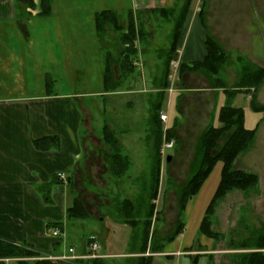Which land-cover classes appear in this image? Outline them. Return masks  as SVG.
<instances>
[{
    "label": "crops",
    "instance_id": "obj_1",
    "mask_svg": "<svg viewBox=\"0 0 264 264\" xmlns=\"http://www.w3.org/2000/svg\"><path fill=\"white\" fill-rule=\"evenodd\" d=\"M178 1L181 0H50L49 14L41 16L40 0H0V91L15 90L14 84L12 88L7 83L16 82L12 77L15 78L18 67L27 73L26 69L32 70L35 64L29 27L33 19L40 22L42 34L54 42L50 48L43 49L46 60L42 62V69L56 82L49 92L32 94L29 85L32 74L28 73L20 94L0 93V241L33 249L45 259L66 252L69 247L85 256L93 240L100 244L99 253L103 257L99 259L105 264L147 257H151V264H211L209 255L214 252L215 241L200 234L199 228L220 180L223 166L220 161L214 164L198 192L186 202L181 212V232L169 243L164 241L169 234L161 236L157 232L155 241L162 250L150 251L151 234L165 208L164 194L178 195L187 179L197 171L199 138L210 126L221 127L218 114L226 103L225 92L212 86L209 76L181 71L180 66L204 60L209 35L225 53L226 64L234 60L231 66L235 77L231 84L219 74L224 86L232 87L238 81L243 63L257 66L250 61V56H264L262 41L254 52L244 45V41L254 43L260 39V35L249 37L253 19L264 17V0H230L229 3L228 0H191L172 58L177 87L171 88V75L164 79L162 75L148 73L145 63L140 70L137 61L141 56L136 52L130 57L133 68L117 70L115 67V86L106 89L103 68L107 53L102 54L99 48L98 55L92 56L97 61L92 65L96 69L91 70V74L97 72L96 89L82 93L65 90L68 62L64 51L80 49L75 42L83 41L82 37L69 39L65 34L85 33L95 44L96 13L113 11L120 17L137 18L160 13L163 17V11H169ZM75 17L86 19L81 25L83 28L65 20ZM118 49L114 51L115 59L119 57ZM246 49L253 54L248 56ZM71 64L75 65L76 61ZM226 64L221 71L225 72ZM75 67L80 70V62L72 69ZM263 84L264 80L255 92V102L259 105H264L259 102ZM94 98L99 106H92L90 100L82 101ZM230 103L242 110L237 105L249 103L251 112L262 115L254 126L257 134L264 112L253 110L251 93L239 92ZM161 113L166 114V122L160 121ZM243 113L246 128L244 110ZM106 129L118 142L121 160L117 164L111 162L116 152L104 140ZM159 131L163 139L174 141L173 147L167 149L176 147L173 154H166L167 150L164 157L156 154ZM240 156L234 160V168H238ZM158 158L157 196L151 200ZM58 173L64 174V180L58 178ZM44 189L47 202L42 196ZM74 200L82 204L85 218H68L67 210ZM151 205L154 210L150 234L146 251L142 252L144 241L142 234L138 238L139 228L145 227ZM53 231L58 235L53 236ZM2 261L14 264L16 259Z\"/></svg>",
    "mask_w": 264,
    "mask_h": 264
},
{
    "label": "rangeland",
    "instance_id": "obj_2",
    "mask_svg": "<svg viewBox=\"0 0 264 264\" xmlns=\"http://www.w3.org/2000/svg\"><path fill=\"white\" fill-rule=\"evenodd\" d=\"M187 0H181L178 1V3H175L172 9L169 11L165 10L163 11L165 16L159 15L157 16H145V17H133V16H118V22L119 25L122 27H125L128 23L130 17H132L134 28H135V34L136 37L133 40L132 45L136 49V52L141 56L140 61H137V67L140 70L144 69V63L148 68V73H151L153 75H156V77H162L164 79H167L168 75H171L172 78L169 79L170 84H172V87L178 86L179 82L177 81V71L173 59L170 58L169 48L171 45V38H172V31L175 25V22L177 19L182 15V11L185 9ZM231 2L228 0V3ZM191 5V0H190ZM69 22V24H73L76 26H79L80 28H83V23L86 22V19L82 17H75L70 19H65ZM94 21V19H93ZM254 23L250 29V37L252 36H259L260 39H255L254 43L253 41H244L245 47L253 48L251 49L253 52L254 50H258L261 46L260 41L263 42L264 45V17L262 18H254ZM43 25H54V24H48L45 23ZM82 25V26H81ZM30 29H32V39L34 43V54H35V64L32 66V70L26 69L27 73L18 67L15 73V78L12 77V79H15L16 82L14 83L12 80V83H7L8 85L14 84L15 90L11 89L10 91H6L4 88L1 89V94H20V91L22 90V85H24V78L29 77L28 73L32 74V81L29 83L32 89V94L51 90L54 89L56 82L52 81V86L47 81L48 79L53 80L52 75L50 73H45L42 69V62L46 60V52L43 51V49L49 46L51 47V43L53 42L52 38L49 36H44L42 34V27L40 25V22H37L35 19H33L32 23L30 24ZM46 28V26H43ZM106 25L105 31L101 33H96V43L91 40L89 41V36L85 33H77V34H65L64 37H67L69 39H72L73 37H82L83 41L82 43L80 41L75 42L80 49L77 50H66L65 52V62L67 61V65L71 64L72 62L76 61L75 65H81L80 70H76L78 67H75V69H72L75 65L67 66L68 69H66L65 77L67 79L66 88L67 92H84L89 91L93 88L96 89L95 85V73L94 76L91 74V70H95L96 68L92 65H96L93 61V57L95 55H98L96 52L97 49L101 48V53L105 54V52L111 53L112 57H116L114 52L117 48H120V31L116 30L114 31L112 27ZM82 30V29H81ZM84 30V29H83ZM51 36V35H50ZM71 43V41H69ZM54 43V42H53ZM52 43V44H53ZM243 44V42H242ZM241 44V49L243 48ZM236 45V44H235ZM234 48H237L236 46ZM247 50V49H246ZM249 50V49H248ZM246 51V54L249 56L252 52ZM51 51V50H50ZM49 51V52H50ZM250 52V53H248ZM264 53V49H262V52ZM141 54L145 55L143 57ZM158 54V55H157ZM245 54V53H242ZM245 54V55H246ZM253 54V53H252ZM259 54V53H258ZM159 57V61H157ZM250 61H253L254 64L260 67H264V56L261 57L259 55L258 58L251 57ZM234 60L231 59L229 64H226V61L224 62L225 66V72L221 71L220 77H222L225 81L228 80L229 84L233 82V79L235 77L233 72V67L231 64ZM58 68H61L58 67ZM72 69V70H71ZM82 69V70H81ZM56 70V67L54 68V71ZM139 70V71H140ZM79 71V72H78ZM115 71V70H114ZM68 73V74H67ZM226 73V74H225ZM115 75V73H114ZM12 76V75H11ZM140 76V74H139ZM40 78L43 80L40 81ZM92 79V80H91ZM69 80V81H68ZM89 80L90 82H87ZM64 83V84H65ZM69 85V86H68ZM12 88L13 85L11 86ZM262 93V98H261ZM90 100V104L92 106H99L97 105V99H85L82 100L83 102H87ZM239 100V98H238ZM244 100L243 98L240 99ZM262 102H261V101ZM259 102L264 103V84L262 85L260 91H259ZM245 104V102H244ZM237 105L243 108L245 112V126L248 129H253L255 124L258 122V120L261 118V114H255L251 112L249 108V103L247 106L245 105ZM107 114V113H106ZM96 113L92 114V117H95ZM108 115V114H107ZM171 115V114H170ZM99 118H102L101 116H97ZM105 117V114H104ZM264 117V114H263ZM167 139L161 140V144L166 141ZM248 150V151H247ZM245 154L240 156L238 163V168L233 169L238 171H249L250 173H253L257 175L258 178V185L256 187V190L251 191L249 194H245L239 190H233L228 192L222 200L216 202L214 207L212 208V215L210 216L211 224L210 228L211 230L216 233L217 239L209 238L215 241L213 246V253L210 256V263L211 264H232V260L234 256L238 253L243 252H251L254 251L252 249H240V245L244 244L247 240H252L256 238L257 233L261 232L263 230L264 225V118L262 119L257 134L255 136V141L253 144L247 149ZM176 151V147L171 150H167L166 154H173ZM237 156V157H238ZM220 181V180H219ZM181 183L182 181H178L177 183ZM169 189V188H168ZM169 191V190H168ZM167 193V194H166ZM164 194V203L165 208L163 211V214L161 213L159 218L157 219V223L155 226V235H157V232L161 234V236L165 234H170L174 231L178 221L181 218V212L179 210L178 205V198L179 194H173L166 192ZM90 197V195H89ZM162 199L159 201V209L162 208ZM210 203V202H209ZM186 205V204H185ZM184 205V207H185ZM209 204L207 205V207ZM206 207V209H207ZM145 212L144 210H139V212ZM206 211V210H205ZM166 220L165 223H163V220ZM202 222V221H201ZM145 227L139 228V235L138 238L141 237L140 234H142V241L145 240ZM150 234V233H149ZM138 245V244H137ZM135 245V246H137ZM144 245V242H142V246ZM198 249V247H196ZM136 249V248H135ZM138 249V248H137ZM136 249V250H137ZM225 251V252H224ZM211 253V252H210ZM118 264H137L139 263L138 259L135 258H129L125 262L122 260H116Z\"/></svg>",
    "mask_w": 264,
    "mask_h": 264
},
{
    "label": "trees",
    "instance_id": "obj_3",
    "mask_svg": "<svg viewBox=\"0 0 264 264\" xmlns=\"http://www.w3.org/2000/svg\"><path fill=\"white\" fill-rule=\"evenodd\" d=\"M31 6H33L31 4ZM190 6V0H187L185 9L182 11V15L175 22L171 45L169 48L170 58L175 57L177 51L178 42L180 39L181 28L184 22L185 15ZM40 15H48L50 9V0H40ZM163 11V10H162ZM118 16L113 11H102L94 15V26L96 33L104 32L106 25L112 27L114 31L119 30L120 48L118 49V58L112 57L111 53L107 52L105 65L103 68V85L106 89H112L115 86L114 68L129 67L133 68L131 56L136 53L134 46L132 45L134 38L136 37L134 23L132 17H130L125 27L119 25ZM109 27V28H110ZM206 55L202 62H196L190 66H180L181 71L200 72L212 79V86L220 87L223 89L226 95V103L220 108L218 114V121L221 124L220 128H214L210 126L200 136L198 141V161L197 171L192 177L187 179L182 190L179 193L178 205L180 212L183 211L186 202L195 195L200 186L212 170L214 164L220 161L222 171L220 175V181L216 188V191L206 209L205 215L200 224L199 233L206 237L217 239L216 233L211 228L212 208L216 202L222 200L225 195L233 190H239L246 195L251 191L256 190L258 185L257 175L233 169L234 160L237 156L245 152L255 141L256 128L248 130L244 127V113L241 108H235L231 106L230 101L239 92L251 93L252 96V108L255 112H264V105H259L255 102V92L261 86L264 80V68L251 65L250 63H243L241 72L238 77V81L230 88L224 86V82L220 79L219 74L223 69L224 62L226 61V55L222 51L221 47L216 41H214L209 35L206 36ZM118 67V68H117ZM214 77V79H213ZM52 86L51 79H48ZM215 88V87H213ZM49 92V90H48ZM169 137V136H168ZM104 140L111 145L112 149L116 152L112 156V163L117 164L119 162V147L118 142L114 136L106 129L104 130ZM161 132L156 140V154L159 156V150L161 146ZM159 158L156 160L153 177V193L150 196L151 200L156 199L158 181H159ZM43 192V191H42ZM44 202H47V192L42 193ZM154 206H150V213L145 221V235L144 245L142 252L146 251L147 237L150 233L151 219L153 215ZM68 218H85L86 212L80 202L73 201L72 206L67 210ZM183 228L182 222L179 220L174 231L171 232L164 241L166 243L171 242L181 232ZM155 230L151 234L152 242L150 244L151 253L160 252L162 246L158 247V243L155 241ZM240 249H252L254 251L244 253H237L232 264H264V225L263 230L257 233L256 238L247 240L244 244L240 245ZM4 258L16 259L14 264H105L103 260L99 258L76 260L73 262H61L51 261L41 257L33 249L27 247H20L0 241V264L3 263ZM137 264H151V257L138 259ZM192 263H195V259H192Z\"/></svg>",
    "mask_w": 264,
    "mask_h": 264
},
{
    "label": "built area",
    "instance_id": "obj_4",
    "mask_svg": "<svg viewBox=\"0 0 264 264\" xmlns=\"http://www.w3.org/2000/svg\"><path fill=\"white\" fill-rule=\"evenodd\" d=\"M171 88H172V84H170ZM159 119L161 122H166L167 120V116L166 114H159ZM174 145V141L173 140H170V141H166L162 144L160 150H159V153L161 156H165V151L167 149H170L172 148ZM58 178L60 180H64V174L63 173H58ZM53 236H57L58 235V232L57 231H53L52 233ZM88 248H89V253L87 255H78L74 248L72 247H69L67 249L66 252H62V254L60 255H54V256H51V257H48L47 259L48 260H51V261H61V262H73V261H76V260H80V259H94V258H100V257H103L99 252H100V244L97 242V241H91L88 245Z\"/></svg>",
    "mask_w": 264,
    "mask_h": 264
},
{
    "label": "water",
    "instance_id": "obj_5",
    "mask_svg": "<svg viewBox=\"0 0 264 264\" xmlns=\"http://www.w3.org/2000/svg\"><path fill=\"white\" fill-rule=\"evenodd\" d=\"M167 160H169V158H167Z\"/></svg>",
    "mask_w": 264,
    "mask_h": 264
}]
</instances>
